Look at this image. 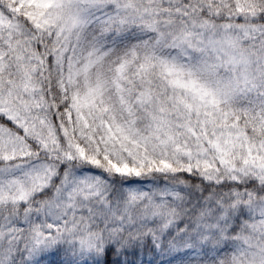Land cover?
Listing matches in <instances>:
<instances>
[{"label": "snow or ice", "instance_id": "obj_1", "mask_svg": "<svg viewBox=\"0 0 264 264\" xmlns=\"http://www.w3.org/2000/svg\"><path fill=\"white\" fill-rule=\"evenodd\" d=\"M0 264H264V0H0Z\"/></svg>", "mask_w": 264, "mask_h": 264}]
</instances>
